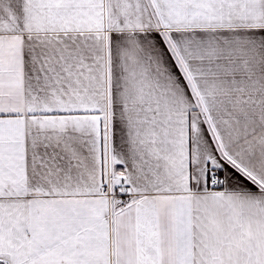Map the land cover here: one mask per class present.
<instances>
[{"label": "snow or ice", "instance_id": "snow-or-ice-1", "mask_svg": "<svg viewBox=\"0 0 264 264\" xmlns=\"http://www.w3.org/2000/svg\"><path fill=\"white\" fill-rule=\"evenodd\" d=\"M0 264H264V0H0Z\"/></svg>", "mask_w": 264, "mask_h": 264}]
</instances>
